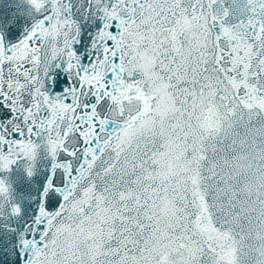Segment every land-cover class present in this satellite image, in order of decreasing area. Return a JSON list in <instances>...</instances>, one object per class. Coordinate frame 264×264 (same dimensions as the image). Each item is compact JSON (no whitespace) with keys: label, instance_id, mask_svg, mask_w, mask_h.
<instances>
[{"label":"snow or ice","instance_id":"snow-or-ice-1","mask_svg":"<svg viewBox=\"0 0 264 264\" xmlns=\"http://www.w3.org/2000/svg\"><path fill=\"white\" fill-rule=\"evenodd\" d=\"M0 264H264V0H0Z\"/></svg>","mask_w":264,"mask_h":264}]
</instances>
